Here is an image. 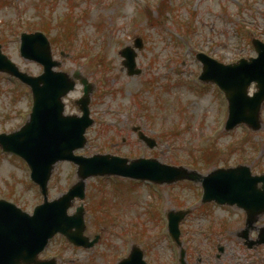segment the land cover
<instances>
[{"label":"rangeland","instance_id":"374dc122","mask_svg":"<svg viewBox=\"0 0 264 264\" xmlns=\"http://www.w3.org/2000/svg\"><path fill=\"white\" fill-rule=\"evenodd\" d=\"M158 1L0 0V43L22 70L39 74L42 66L20 54V33L29 31V23L47 25L51 34L60 38L53 53L62 61L61 69L72 72L82 66L96 83L91 106L95 123L87 132V145L77 151L79 154L157 157L204 174L213 167L237 163L249 164L254 173L264 172V106L258 131L242 125L228 133L224 129L226 102L214 84L198 81L201 65L195 58L198 51L225 63L255 55L248 36L264 40V0H170V12L165 5L160 9L164 16L155 8ZM147 6L152 12L148 17ZM67 21L78 25L74 38L78 51L69 50L70 39L57 31L60 25L70 32ZM180 25L189 28L184 30L188 35L180 34ZM137 36L144 40L137 61L143 71L129 76L119 49L132 46ZM60 48L70 56L62 57ZM89 49L103 57L100 72L98 66L85 64L92 62L90 58H81L91 57ZM171 55L178 59L177 64L165 62ZM81 94L82 86L78 84L65 100L67 113L77 112L74 100ZM31 106L28 87L0 73V132L19 128ZM133 125H140L158 141L157 145L146 146L131 129ZM172 129L176 134H168ZM229 146L238 148L229 152ZM217 149L223 151L219 153ZM29 174L23 160L0 148V198L31 212L43 198ZM111 179L126 183L120 185L121 195L115 189L119 182L109 183L107 178L99 177L87 180L85 234L93 238L100 233V239L85 250L56 238L49 254L60 250L61 264H116L117 257L127 255L133 243L144 248L150 264H181L180 248L168 234L166 214L182 208L191 209L181 225L184 264H264V245L249 248L237 235L245 226L244 210L201 204L199 182L154 185V189L159 187L154 191L150 183L132 185L124 178ZM76 180L73 163H57L49 183L50 199L58 197ZM100 197L114 211L111 215L121 216L106 221L102 219L104 214L93 215L99 205H104ZM256 226H264V216ZM219 246H223V252Z\"/></svg>","mask_w":264,"mask_h":264},{"label":"water","instance_id":"95a60500","mask_svg":"<svg viewBox=\"0 0 264 264\" xmlns=\"http://www.w3.org/2000/svg\"><path fill=\"white\" fill-rule=\"evenodd\" d=\"M264 50V45L261 47ZM22 55L41 62L44 73L31 76L19 68L1 52L0 70L17 76L32 88L34 107L30 120L16 132L0 134V144L4 150L21 155L32 169V178L40 185L45 195V203L35 209L30 216L14 204L0 200V264L37 263L38 252L45 246L48 238L57 231L65 234L76 244L92 245L83 236L85 229L83 207H78L74 215L67 209L72 200L84 197L85 179L91 175L118 174L156 182H173L181 179H202L204 200L216 199L219 202L235 203L247 210L248 222H254L257 214L264 211L263 189L255 187L261 178H254L246 167L219 169L201 176L184 167L163 164L156 159L140 158L128 163L127 158L97 154L93 157L75 155L74 150L86 143V128L93 122L89 117L91 86H85L82 103V116L64 115L62 96L74 87V81L66 73L55 72L49 41L43 33H24L22 35ZM239 65L224 66L205 57L203 77L215 79L227 92L231 103L230 126L240 120H248L251 125L259 124L248 113L254 109L264 95V56ZM201 57H203L201 55ZM134 62L132 63V66ZM130 66V67H132ZM252 80L259 82L260 93L256 99L247 96V86ZM85 81V80H84ZM258 123V124H257ZM71 160L78 164L79 181L57 200L47 201L48 180L54 165L59 160ZM252 177V178H251ZM186 211L170 212V229L178 236V224ZM143 253L134 249L126 264H146ZM47 264H55L48 261ZM124 264V263H122Z\"/></svg>","mask_w":264,"mask_h":264}]
</instances>
